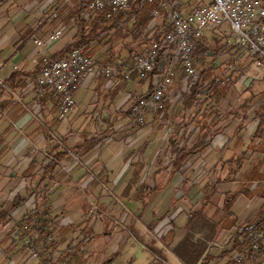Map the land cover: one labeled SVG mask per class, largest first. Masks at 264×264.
I'll return each instance as SVG.
<instances>
[{"label":"crops","instance_id":"crops-1","mask_svg":"<svg viewBox=\"0 0 264 264\" xmlns=\"http://www.w3.org/2000/svg\"><path fill=\"white\" fill-rule=\"evenodd\" d=\"M75 5L73 2L70 8L60 12L57 20L46 23L42 20L45 0H0V78L20 97L15 100L7 89L0 90V104L9 102L17 111L9 115L0 105V119L10 124L6 133L0 134V159L6 152L21 153L28 143L39 147L51 139L53 146L59 145L54 147V152L67 149L69 156L75 157L70 149L87 135H97L102 138V145L82 157L77 156L74 162L62 161L46 181L50 214L58 216L60 227L87 222L89 237H92L87 250L98 256L93 264H100L103 255L115 247L116 230L109 227L114 222L117 224L114 217L123 219V232L129 231L149 251L153 259L145 264H219L224 252L233 245L230 235L234 227L264 208V182H258L264 174V163L254 167L262 161L264 145L257 148L255 142L248 143L246 139V134L250 133L253 138L258 131L264 136L259 116L230 114L222 109L226 116L220 133L201 152L190 156L177 172L171 170L167 132L160 120L148 115L145 126H138L129 115L131 97L145 89L135 75L129 81L102 76L85 80L74 96L75 107L79 108L77 115L71 124L61 121L54 97L50 94L34 97L28 87L39 71L41 60L58 55L72 43L76 28L68 14L76 10ZM59 27L62 28L60 38L46 43ZM36 39L45 44L36 45ZM16 73L19 77L14 81L17 86L14 90L6 82ZM258 76L247 86L255 98L264 92V79ZM255 82H258V93L255 89L252 91ZM175 99L170 98L173 105L179 103ZM253 101L246 105L248 110L251 106H260L262 100ZM117 121H127V125L113 128V122ZM73 123L79 127L76 134L71 129ZM183 135L196 138V129L187 128ZM194 140L190 145L186 141L181 146L189 149ZM34 157L19 158L15 168L41 170L49 162ZM252 183L257 186L250 187ZM181 188L185 191L183 196L178 195ZM113 199L122 201L123 205L117 207ZM75 200L80 204L69 207ZM90 200L96 201L102 211L92 214L87 205ZM226 201L230 202L226 205ZM140 202L147 203L144 210L140 209ZM188 218H193V222L188 221L186 225ZM178 220L179 228L175 225ZM153 227L156 230L150 231ZM16 229H13L14 235ZM100 229L102 243L96 240ZM78 234L81 237L82 233L78 231ZM169 235L171 238L164 240ZM122 239L126 246L128 240ZM110 264H115L114 259Z\"/></svg>","mask_w":264,"mask_h":264},{"label":"built area","instance_id":"built-area-1","mask_svg":"<svg viewBox=\"0 0 264 264\" xmlns=\"http://www.w3.org/2000/svg\"><path fill=\"white\" fill-rule=\"evenodd\" d=\"M80 1L45 0L43 22L57 20L60 12L70 8L73 2ZM85 1L88 11L95 14L104 12L106 18L110 19L136 2L152 0ZM159 8L167 12L168 31L158 40L152 41L143 52L122 57L111 65H98L79 48L72 49L57 60L43 58L36 77L28 87L29 92L37 98L46 94L53 96L58 105V118L65 121L74 112L75 93L85 80L102 76L109 80L117 78L129 81L135 75L139 81H146L152 75V88L145 85L142 97L130 105L133 122L141 125L148 115L163 110L166 93L177 77L178 68L186 79L184 90L189 92L198 81V71L193 60L196 42L203 39L210 41L216 37L222 38L225 46H232L243 53L247 57V65L264 79V0H196L188 12L180 9L176 2L161 0ZM159 14V10L152 12L153 17ZM61 35L62 28L59 27L49 35L46 43L58 40ZM34 42L38 46L45 44L37 39ZM160 62L164 64L161 68ZM156 70L160 71L158 77L155 75ZM247 80L244 77L242 82ZM0 88L7 89L15 100H20L19 95L12 93L1 78ZM263 222V215L257 214L234 227L230 240L233 245L236 242L237 247H231V252L224 254L219 264H264ZM33 256L37 257V253Z\"/></svg>","mask_w":264,"mask_h":264},{"label":"trees","instance_id":"trees-1","mask_svg":"<svg viewBox=\"0 0 264 264\" xmlns=\"http://www.w3.org/2000/svg\"><path fill=\"white\" fill-rule=\"evenodd\" d=\"M161 0H152L151 2H136L132 4L127 10L115 14L112 18L107 19L105 13L95 14L87 10V3L85 0L76 2V10L69 14L68 19H74L76 34L71 44H69L58 55L50 58V60L60 59L72 49H82L86 54L95 55L96 51L106 49L101 57L100 61H96L98 65H111L118 62L121 58L122 50L126 49V52L135 55V50L130 48L129 44L137 45L139 42H146L147 46L138 51L137 54L143 52L152 41L158 40L164 32L168 31L166 26L167 12L159 8ZM167 1V0H166ZM159 10L160 14L165 19V25L163 29H157L155 26L151 28L155 17L152 12ZM153 29V31H152ZM152 31V32H151ZM130 39L129 44H126V40ZM121 45L118 50L116 46ZM225 46H221L219 42L215 41L214 45L208 43L206 39L196 42L194 49V65L198 68V81L194 86L186 92L184 90L185 76L180 68L177 69V77L174 79L172 85L169 87L172 92L176 91L172 97L177 98L180 107L179 113L175 111L177 105H173L170 98H165L164 108L160 112L154 114L155 119L160 120V125L167 132V144H168V159L171 161V170L173 172L180 171L181 168L188 162L190 156H193L201 152L207 147L211 139L220 133L226 113L221 109L223 102H229L228 97L232 93V86L234 81L239 77V73L235 74L228 71L233 64L228 62L229 66L220 70L218 66L214 65L215 59L222 53ZM132 55V56H133ZM210 57V59H209ZM239 69V68H238ZM240 72L241 69H239ZM159 73L155 71V75ZM19 74H15L7 80L6 83L10 85L12 89H17L14 86V81ZM14 79V80H13ZM152 75L148 76L146 81H140L141 85L148 83L149 89L153 84ZM1 90V88H0ZM178 90V91H177ZM142 94L134 99V104ZM253 101L251 98L248 102ZM2 109H6V113L11 115L13 112L17 113L14 105L7 102L6 105L0 104ZM177 106V107H176ZM264 105L260 106L257 111V116L260 119L261 132L264 130ZM187 111H195L193 116L194 125L196 129V138L189 149L181 146L185 143L184 131H187V126L184 124L185 113ZM129 115L130 112H129ZM147 122L145 121L144 125ZM174 129V130H173ZM256 132L253 136V141L256 143L257 148L264 145V136L261 133ZM180 140L178 141L177 139ZM256 140V141H255ZM184 141V142H183ZM102 145V138L97 135H87L80 144L73 146L70 151L76 156H84L90 151ZM256 146H254L256 148ZM1 156V154H0ZM71 159L67 149L54 152V155L50 157L49 162L41 168V173L37 181L36 188L34 190V201L36 203L42 201V204L37 206V210L31 214L25 216L22 222L17 224L15 238H20V241L29 246H42L43 252H46V257L43 258L45 263L48 259V263L52 261L53 254L58 251L57 261L61 264H93L91 263L92 253L87 250L91 243L92 237H89L90 228H88L87 222L83 221L79 225H70L66 227H60V220L58 216L52 217L47 204V197L43 194V190L47 188L46 181L54 173L56 167L62 161ZM264 163V157L261 162H257L254 167H258ZM27 177H34L35 168H28ZM258 179V182H264V174ZM254 184H250L252 187ZM257 186V184H256ZM255 186V187H256ZM46 191V190H45ZM230 201H226V205ZM264 208L260 210L258 214L263 215ZM8 212L3 210V206L0 207V222H9L11 219L8 216ZM264 223V222H263ZM259 225L258 227H260ZM78 231L81 234H78ZM78 234V236H76ZM75 236V237H74ZM74 237V238H71ZM13 238V240L15 239ZM232 247H237V243ZM28 247V246H27ZM64 247V248H62ZM231 252V248L224 252L228 254ZM98 256L95 255V259ZM112 258L106 259L101 264H110ZM47 263V262H46ZM203 264V263H202Z\"/></svg>","mask_w":264,"mask_h":264},{"label":"rangeland","instance_id":"rangeland-1","mask_svg":"<svg viewBox=\"0 0 264 264\" xmlns=\"http://www.w3.org/2000/svg\"><path fill=\"white\" fill-rule=\"evenodd\" d=\"M167 2H169V3L176 2L177 4H179L180 9L188 12L195 5L196 0H167ZM69 13L71 14L72 12H69ZM164 25H165V19L161 15H158L157 17L154 18L153 23L150 25V27L154 28L156 26L157 29L162 30ZM70 31H71V29L67 32V34ZM152 31H153V29H152ZM207 41L212 46L214 45L215 41L219 42L221 46L222 45L225 46L224 40L220 37H216L213 40H210V41L207 40ZM129 42H130V39H127L125 43L129 44ZM120 46L121 45L116 46V50H118ZM129 46H130V48L134 49L135 54H137L138 51L143 50L147 46V43L142 41V42H139L137 45L129 44ZM105 50L106 49H102V50L100 49V50L96 51L94 56L93 55H90V56L95 61H100L102 54ZM121 55H122V57H125V56H132L133 54L126 52V49H124V50H122ZM209 59H210V57H209ZM228 62L232 63L233 67L230 68L227 75H229V73L231 71H234L235 74L239 73V77L237 78V80L234 81V84L232 86V93L228 97V99H229L228 104L223 102L221 105V109H223L226 113L228 112L230 114H236L238 112L240 114L246 113V114H249L250 116L257 115V111H258L259 107L262 106V103L264 101V92L262 91L261 93H258L260 91L259 89H257V87H258L257 83L258 82H255L253 85L254 86L253 90H252L254 92V89H255V92L258 93L256 95V98H255L252 95V92L250 91V89L249 88L247 89V86L249 85L250 80H253L255 77H259L258 76L259 73L257 71H255L254 69H252L249 65H247V63H248L247 57L243 53L236 51L232 46H225L224 47V50L222 51V53L215 59L214 65L218 66V68L220 70H222L226 66H229ZM163 65L164 64L162 62H160V64H159L160 68L163 67ZM198 68H199V65L196 69L198 70ZM238 68L241 69L242 72H240V70ZM157 72H159V71H157ZM156 76L158 77L159 73H157ZM244 77H247L248 80L242 82V79ZM143 85H148V83H145ZM172 91L173 90H171L169 88L167 93H166V97H168V96L172 97L174 94H176V91H174V92H172ZM138 96H132L130 100L134 101V99L137 98ZM251 98H253L254 100H258L260 98V100H262V101L260 102L261 103L260 106H259V104L255 105L253 107L251 106V108L248 110L246 108V105L249 102L248 100H250ZM244 100H246V101L244 102ZM240 106H243V108H241ZM77 109H79V108L75 107L74 108V114L72 116H70L67 120H65L64 122H66L67 124H71L70 122H72V119L75 117V115H77V112H76ZM179 110H180V107L176 111L179 113ZM187 113L185 114L184 124L188 128H191L194 125V121H193L194 111H191L188 114ZM130 119H132V118H130ZM4 120L0 119V122H1L0 123V134H2V135H4L6 133V128L10 125L6 119H4ZM125 122L127 123V121L113 122L112 127L114 128L116 125H118L117 128H120L122 126L121 124H126ZM108 125H110V124H108ZM126 125H124V126H126ZM142 125H144V124H141L138 126H142ZM71 126H72L71 129H74L75 134H76V132H78L79 127H77L76 123H73ZM249 134L248 135L246 134V136H247L246 139H247L248 143L253 141V138ZM7 137H9L8 134H7ZM194 137H195L194 135L192 137H185L184 136L185 142L187 141V145L191 144L192 140L195 139ZM50 138H51V136H50ZM71 138H73V137H71ZM75 138H76V136H75ZM177 140L179 141L180 138ZM49 142H51V143H49ZM49 142H47V144H42V146H39V147L38 146L35 147L34 144L28 143L29 145L27 144V146H25V148L23 149V151L21 153L18 154L15 152H6L4 154V156L0 159V207L3 206V210L8 212V214H9L8 216L11 219L9 222L8 221L4 222L3 220L0 222V264H61L60 262L57 261L58 255H59L58 251H57L58 255H57V253L53 254L54 261L52 260L50 263H48V259H47V261H46L47 263L46 262L44 263L43 258L46 257V255H45L46 252L45 253L43 252L42 246L39 245L36 247L33 244H32V246H29V244H27V243L23 245V242L20 241V238L14 237L15 231L13 230L17 226L18 223L22 222V220L25 218V216H27V215L31 214L32 212H34L35 210H37V206L39 204H42L41 200L38 203H36L34 201V199H35L34 190L36 188L37 181H38V178H39L40 173H41L40 169L35 168L34 174L37 176L36 178H33V179L30 177L26 178L25 176L29 173L28 170L15 168L16 163L19 162V158H20V160H25V159L32 158V157L35 158L34 156H36L38 161L50 160V157L54 155V151H55L54 147L59 146V145L53 146L54 145L53 139H51V141L49 140ZM74 156L75 157H71V159H69V162H74V160H75L74 158L77 157L75 154H74ZM23 177L26 178L24 181L22 180ZM45 190H43V194L46 195L47 191H45ZM69 191L72 193V192H74V189L71 188V189H69ZM183 192H185L184 188H181L178 195L183 196V194H184ZM112 203L115 204L117 207H120L121 205H123L122 201H119V200L116 201L114 199H113ZM77 204H80V201L75 200L74 202H72L69 205V207L73 206V208L74 207L76 208ZM87 205H88V210H90L92 214L102 211L101 206L99 207V205L97 204L96 201L94 202V201L90 200L89 202H87ZM146 206H147V203L140 202V209L141 210H144L146 208ZM64 207L66 209V205ZM49 211H50V209H49ZM58 211L61 212V207L58 208ZM170 212H171V210H170ZM114 218H115L118 225L114 222L112 225L110 224L109 227L112 226V228L114 227L113 229L116 230L115 231L116 232V238L114 239V240H116V242H115L116 244H115V247L113 248V250H111L108 253H106L105 255H103V258L104 257L108 258V259L112 258V259H114L115 264H145V263H147L146 261L148 259H153V258H151L149 251L144 249L140 244H138L136 242V240L134 239L133 235L129 231H127L128 233L123 232L124 231L123 227H124L125 221L123 219L122 220L119 219V217H114ZM192 219L193 218H190V219L188 218V220L186 221V225H188V223L190 221L193 222ZM154 223L156 224V219L154 220ZM180 224L181 223L179 222V220L176 221V223H175V225L178 228H179ZM154 228L155 227H153L152 229L150 228V231H155L156 229H154ZM166 228L168 229V226H166ZM164 233H165V231H163L160 234L161 235L160 237L163 238ZM128 236H130V237H128ZM120 237L124 238V242H127V240H128L126 246H123V239L120 241ZM155 237L159 238V236H157V234ZM13 238H15V239L13 240ZM170 238H171V236L169 235L164 240L168 241ZM96 240L97 241L99 240V242H101V243L103 242V234L101 232V229H100V234H97ZM207 241H209V240H207ZM157 242H158V240L155 241L154 243L157 244ZM62 248H64V247H62ZM34 253H37V257L33 256ZM103 258H101L100 264L103 261H105V259H103ZM95 261H96L95 256H92L90 262L95 263Z\"/></svg>","mask_w":264,"mask_h":264}]
</instances>
